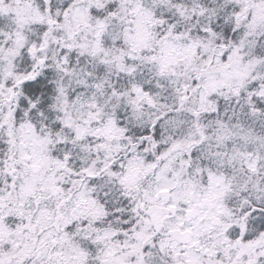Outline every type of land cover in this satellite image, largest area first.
<instances>
[{"label":"snow or ice","instance_id":"1","mask_svg":"<svg viewBox=\"0 0 264 264\" xmlns=\"http://www.w3.org/2000/svg\"><path fill=\"white\" fill-rule=\"evenodd\" d=\"M0 264H264V0H0Z\"/></svg>","mask_w":264,"mask_h":264}]
</instances>
